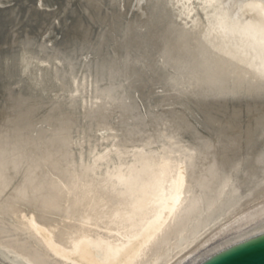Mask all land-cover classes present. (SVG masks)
I'll use <instances>...</instances> for the list:
<instances>
[{"label": "bare ground", "instance_id": "1", "mask_svg": "<svg viewBox=\"0 0 264 264\" xmlns=\"http://www.w3.org/2000/svg\"><path fill=\"white\" fill-rule=\"evenodd\" d=\"M262 86L264 0H0V264L264 233Z\"/></svg>", "mask_w": 264, "mask_h": 264}, {"label": "water", "instance_id": "2", "mask_svg": "<svg viewBox=\"0 0 264 264\" xmlns=\"http://www.w3.org/2000/svg\"><path fill=\"white\" fill-rule=\"evenodd\" d=\"M200 264H264V233L233 244Z\"/></svg>", "mask_w": 264, "mask_h": 264}, {"label": "snow or ice", "instance_id": "3", "mask_svg": "<svg viewBox=\"0 0 264 264\" xmlns=\"http://www.w3.org/2000/svg\"><path fill=\"white\" fill-rule=\"evenodd\" d=\"M260 91L264 93V86L261 87ZM219 247H223V245H218Z\"/></svg>", "mask_w": 264, "mask_h": 264}]
</instances>
